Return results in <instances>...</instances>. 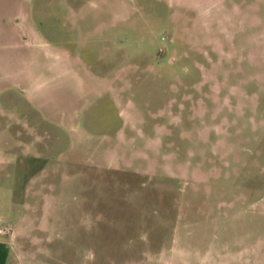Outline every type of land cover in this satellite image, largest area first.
<instances>
[{
    "label": "rangeland",
    "instance_id": "1",
    "mask_svg": "<svg viewBox=\"0 0 264 264\" xmlns=\"http://www.w3.org/2000/svg\"><path fill=\"white\" fill-rule=\"evenodd\" d=\"M0 219L25 264H264V0H0Z\"/></svg>",
    "mask_w": 264,
    "mask_h": 264
},
{
    "label": "crops",
    "instance_id": "2",
    "mask_svg": "<svg viewBox=\"0 0 264 264\" xmlns=\"http://www.w3.org/2000/svg\"><path fill=\"white\" fill-rule=\"evenodd\" d=\"M19 28V34L14 33V31H7L9 34L7 32L4 33V35H7L6 37L12 39L10 44L23 49H25V44L27 46H33L34 43H36L35 39H37V37H29L28 35H25V23L20 24ZM1 236H4L11 241V243H9L6 240L0 239V242L6 244L10 249L6 264H10L11 262L12 264H25V229L23 228L22 230L17 231L13 228L10 236L0 234V237Z\"/></svg>",
    "mask_w": 264,
    "mask_h": 264
},
{
    "label": "trees",
    "instance_id": "3",
    "mask_svg": "<svg viewBox=\"0 0 264 264\" xmlns=\"http://www.w3.org/2000/svg\"><path fill=\"white\" fill-rule=\"evenodd\" d=\"M12 232L11 226H6L0 229V234L10 236ZM10 249L6 244L0 242V264H6L9 257Z\"/></svg>",
    "mask_w": 264,
    "mask_h": 264
},
{
    "label": "built area",
    "instance_id": "4",
    "mask_svg": "<svg viewBox=\"0 0 264 264\" xmlns=\"http://www.w3.org/2000/svg\"><path fill=\"white\" fill-rule=\"evenodd\" d=\"M6 223H7V225L9 224L8 221H4V220L0 219V229L6 227Z\"/></svg>",
    "mask_w": 264,
    "mask_h": 264
}]
</instances>
